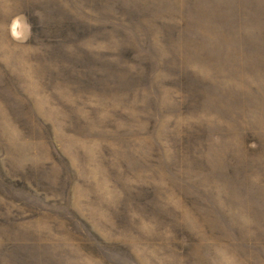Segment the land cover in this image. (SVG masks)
<instances>
[{
	"label": "rangeland",
	"instance_id": "obj_1",
	"mask_svg": "<svg viewBox=\"0 0 264 264\" xmlns=\"http://www.w3.org/2000/svg\"><path fill=\"white\" fill-rule=\"evenodd\" d=\"M0 264H264V0H0Z\"/></svg>",
	"mask_w": 264,
	"mask_h": 264
},
{
	"label": "clouds",
	"instance_id": "obj_2",
	"mask_svg": "<svg viewBox=\"0 0 264 264\" xmlns=\"http://www.w3.org/2000/svg\"><path fill=\"white\" fill-rule=\"evenodd\" d=\"M21 23V19L19 17H16L13 19L12 23L9 26V31L13 39L15 40H26L27 35H22L20 31H18V27ZM28 31H30V26H26Z\"/></svg>",
	"mask_w": 264,
	"mask_h": 264
}]
</instances>
